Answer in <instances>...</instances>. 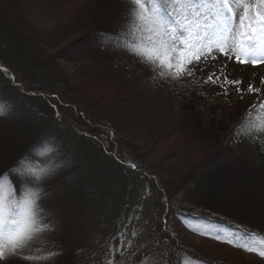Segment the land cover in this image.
I'll list each match as a JSON object with an SVG mask.
<instances>
[{
    "label": "trees",
    "instance_id": "obj_1",
    "mask_svg": "<svg viewBox=\"0 0 264 264\" xmlns=\"http://www.w3.org/2000/svg\"><path fill=\"white\" fill-rule=\"evenodd\" d=\"M128 7L126 0H0V102L10 105L0 116V174L25 156L43 162L37 147L56 137L58 154L52 155L64 167L46 183L49 195L42 201L55 225L43 239L63 251L54 264H79L85 255L86 264H95L98 236L117 226L122 193L133 182V191L125 193L132 201L138 189L133 179L140 176L154 193L155 211L133 235L127 259L118 257L126 264H139L138 251L153 241L159 243L148 254H158L159 264L180 260L177 240L161 220L168 210L163 194L170 199L177 189L185 188L186 200L200 209L196 217L186 216L188 226L209 225L221 236L244 229L264 233V152L233 134L247 109L208 103L196 88L182 87L174 104H155L138 120L133 139L100 138L109 123L137 119L140 87L159 77L127 52L101 46L98 34L122 30ZM61 63L72 65L70 75ZM58 211L75 214L78 230L63 228ZM183 253L218 263L203 253Z\"/></svg>",
    "mask_w": 264,
    "mask_h": 264
},
{
    "label": "snow or ice",
    "instance_id": "obj_2",
    "mask_svg": "<svg viewBox=\"0 0 264 264\" xmlns=\"http://www.w3.org/2000/svg\"><path fill=\"white\" fill-rule=\"evenodd\" d=\"M126 3L127 23L116 34L99 33L101 46L127 52L164 81L193 77L195 67L209 59L215 61L217 53L239 65L264 64V0H126ZM193 83L202 86L197 80ZM208 83L219 84L225 96L229 94L225 85H233L237 94L242 93L241 80H228L225 75L221 82L216 71L203 80V84ZM260 84L264 86V78ZM243 91L260 94L261 89L249 83ZM9 110V104L0 102V116ZM233 134L238 142L247 141L264 152V100L249 106ZM36 151L47 159L33 163L25 156L0 174V264L11 259L25 264H54L63 255L61 248L43 239L46 233L55 230L49 219L51 213L42 207V201L49 195L45 185L64 167L52 155L58 154L56 137L43 139ZM11 175L21 180L19 190ZM131 220L130 217L129 223ZM190 231L264 259V233L244 229L221 236L209 225L193 227ZM124 236L125 232L121 231L115 239ZM158 243L142 246L137 253L139 264H156L148 253ZM126 246L123 242L113 246L110 239L106 240L100 245L101 255L95 258V252L92 254L95 264H125L118 257L123 254L121 247ZM177 264L206 262L184 256Z\"/></svg>",
    "mask_w": 264,
    "mask_h": 264
},
{
    "label": "rangeland",
    "instance_id": "obj_3",
    "mask_svg": "<svg viewBox=\"0 0 264 264\" xmlns=\"http://www.w3.org/2000/svg\"><path fill=\"white\" fill-rule=\"evenodd\" d=\"M64 6L66 7V9H69L71 7V4L67 2L64 3ZM58 19L59 15L57 16L55 23ZM216 56L217 59L215 61L209 59L204 63L198 64L194 69L193 77L186 78L180 81H164L160 77L146 80L139 89L141 101L136 112L137 119L134 120L136 124L132 121L125 126L118 124L117 127L116 124L108 122L109 124L107 125V127L100 130V138L103 141L107 142L114 141L115 135L118 139H123L125 141H127L128 139L130 140V138L133 139V137L137 136L135 128L136 125H139L138 120L144 118L146 114L151 111L155 104H174L175 101L182 95V87L189 89L196 88L208 103H214L217 101L226 102L228 105L238 106V109L242 111L245 109L248 110L250 105L258 104L260 101L264 100V86L260 84L261 78H264V64L258 65L256 67H253L250 64L239 65L235 63L234 60L229 61L226 57L220 56L218 53L216 54ZM61 66L68 75L72 73V65L61 63ZM189 67L191 68L192 66ZM212 71H216L217 74L220 75L221 82L223 81L225 75L227 76L228 80H241L242 83L239 85V87L242 89V93L237 94V92L235 91V86L233 85H225V88L228 89L229 93L225 96L222 94L224 89H222L219 84H203V80L206 79L209 73ZM194 80L199 81L202 86H197L196 83H193ZM249 83H251L254 87L260 88V94H248L243 91L244 89H246ZM10 84L14 87H17V89H20L19 84H16L13 81H11ZM218 93L220 94L218 95ZM241 96L243 98H241ZM113 148L114 152L112 156L115 157V151L118 148L116 145H113ZM129 165L131 166V164ZM132 169L134 170V168ZM140 177L141 178L136 177L135 179H133L135 183L134 186L138 187L136 193H131V197L134 196V199L131 198V200L133 199L134 202L133 200L130 201V199L125 194L127 191L131 192V189L133 188V182L132 184H130V187L123 191V193L121 191L123 198L122 196H119L118 199L122 198V204H125L122 206H125V209L119 206L117 218L116 215L113 218L114 222L118 221V227L115 226V228L110 230V228H108V226L106 225L107 228H105V231H103V235L98 236V257L101 255L102 251L100 245L105 244L106 240L110 239L113 246H120L122 242L123 244L127 245L126 247H121V251L123 254L119 256L127 259L126 252H128L130 247H132L131 244L133 243V233H136V231L140 227H142L144 223L149 222L150 224L149 218L152 217V214L155 211L154 193L148 185L147 180L142 176ZM118 178V181L120 179H123L121 177ZM11 181L15 185L17 190H19L21 186V180L17 176H15ZM117 184L121 186L119 182ZM184 190L185 188H182L180 192L177 189L175 191L176 193L170 199L164 194L162 196L164 207L165 209H168L167 214L163 215L161 218L164 225L163 229H165L177 240V245L175 248L177 251L176 254L179 259L185 256L183 252L184 250H187L188 252L190 251L193 254L203 253L204 255L209 257L210 260L216 263L218 262L219 264H264V259L258 257L254 253H247L242 249L234 248L227 243H223L219 240L209 237H202L201 235H196L194 232L190 231L192 227L188 226L185 223L189 220L186 216L191 215L193 217H196V214L199 213L200 209L193 207V204L186 200V190ZM79 200L82 201L80 198ZM55 216L58 222L63 225V228L70 230V232L77 229L78 225L76 228H74L73 226L74 224H78L80 219L78 217L76 218L75 214H73L72 212L69 213L58 211L55 213ZM104 216H106V212H104ZM135 216H137V218L134 220L133 217ZM130 217L132 218L131 223H129ZM123 219H126L128 225H123ZM136 221H139V226H133ZM56 225H58L57 222ZM109 231H111L110 235H108V238H106L105 233H109ZM121 231L125 232V236L121 239H115V237H117L118 233H120ZM91 256L92 255H90V257ZM151 256L155 258L156 264H159L160 259L158 254H154ZM86 260L87 255H85V257L82 259V261H80L79 264H86ZM162 263L165 264V261Z\"/></svg>",
    "mask_w": 264,
    "mask_h": 264
}]
</instances>
